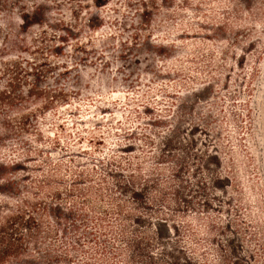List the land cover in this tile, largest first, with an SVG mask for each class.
I'll return each instance as SVG.
<instances>
[{"label": "rangeland", "instance_id": "374dc122", "mask_svg": "<svg viewBox=\"0 0 264 264\" xmlns=\"http://www.w3.org/2000/svg\"><path fill=\"white\" fill-rule=\"evenodd\" d=\"M101 1L0 0V88L67 96L0 131L1 264H264V0Z\"/></svg>", "mask_w": 264, "mask_h": 264}, {"label": "trees", "instance_id": "16d2710c", "mask_svg": "<svg viewBox=\"0 0 264 264\" xmlns=\"http://www.w3.org/2000/svg\"><path fill=\"white\" fill-rule=\"evenodd\" d=\"M82 2L81 1H78V2L74 1L75 9L72 10V14H74L73 19L75 22L73 24H70L69 30L68 31L66 30L64 35H62L64 40H69L70 37H74V36H72L73 32L78 33L79 31H81V29H83V26L80 23L81 22L80 21L81 20V13L86 12L87 7L84 4H82ZM97 2L99 3L98 6H100L101 5L100 2H102V1L97 0ZM41 11L42 10L40 7L37 8L38 13H40ZM156 13H157L156 15H160L161 11L158 10V11H156ZM63 25L68 26V24L66 22L59 21V26L61 27ZM77 46H78V44H77ZM79 48H81V47H79ZM4 49H6V48H4ZM5 64L7 66V69H6V72H4V73L5 74L7 73L8 78L5 80V83L2 84L1 88H0V131H4L7 128H14L13 123H12L13 120L11 118V111L16 112L20 117V116H24V115H22V112L24 110H26L29 107V105H33L37 101L49 103L50 105L55 106L56 108H58V106L60 104L67 103V96L62 90H61L62 93H60V95H51V96H49V94H47L48 92L44 90L43 92H41L40 96H38V97L35 94H31V93H27V92L24 93L23 90H21L18 93L17 92L18 85H20V84L22 85V80H21V77L19 75L20 72L17 70V68H12V69L9 68V67H12L11 63L8 64V62H5ZM30 68H33V67H30ZM24 72L27 73V71H25V70H24ZM32 87L35 88V85H32ZM20 119H19L20 120L19 125H21V127H19V128L23 129L24 128L23 125H26V123H25L26 120L24 117H22V118L20 117ZM15 127H17V126H15ZM61 130L62 131L65 130L63 126L61 127ZM95 140H98V139H95ZM95 143L96 142L93 140L92 144H95ZM134 181H135V177L132 178V182L130 184H132ZM132 200L135 201L136 198H133ZM117 209L119 211L123 212V214H124L125 211H124V208L122 205L118 204ZM102 214L100 213L99 215H102ZM85 216H86L85 214H81V213L78 214L79 219L82 220L81 222H85V221H83ZM107 216H108V214L105 213L104 217H107ZM94 218L98 219L97 221H95V224H94L96 226L94 228V231L86 232L88 235L94 234V236H92V237H95L98 240V239H100V237H97V234L94 233L95 231H98L99 236H103L104 234H106L108 232L112 233L113 230L111 228L106 227V224H103V218L102 217L98 218L95 216ZM99 219H100V221H99ZM85 220H87V219H85ZM87 226H89V225H87ZM74 227H78V226L75 224ZM9 256H10L9 253H6L5 251H3L1 249V246H0V264ZM122 256L124 257V260L127 262V257L124 254ZM65 260L69 264H75V263L71 262L73 260H71L70 254H67V259H65ZM63 262L64 261H61L60 264H64ZM16 263H20V261L18 260V261H16ZM85 264H90V263H88V261H86Z\"/></svg>", "mask_w": 264, "mask_h": 264}]
</instances>
